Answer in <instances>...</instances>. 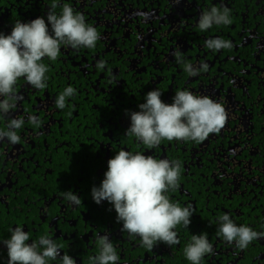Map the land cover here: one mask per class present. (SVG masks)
I'll return each instance as SVG.
<instances>
[{"label": "flooded vegetation", "instance_id": "obj_1", "mask_svg": "<svg viewBox=\"0 0 264 264\" xmlns=\"http://www.w3.org/2000/svg\"><path fill=\"white\" fill-rule=\"evenodd\" d=\"M53 2L0 0V32L9 34L20 20L46 19ZM64 3L84 14L100 38L94 48H62L55 62L45 58V89L17 81L8 118L25 124L17 132L20 143L0 142V240L21 226L33 240L47 234L61 255L89 264L99 237L108 233L118 264H190L184 247L192 234L207 233L213 253L202 264H264V239L240 250L217 236L216 224L227 213L237 225L264 232V0H60L57 13ZM211 7L229 8L232 24L201 32L199 15ZM216 37L230 40L232 48L204 47ZM175 53L187 63L206 62L208 70L189 77ZM100 61L104 70L96 67ZM68 86L77 93L57 109L56 97ZM155 88L169 104L175 91L185 89L221 102L228 114L224 127L203 142L165 140L147 149L125 135L126 110L138 111ZM28 116H36L40 127ZM6 123L0 121V128ZM121 149L180 162V187L168 195L194 214L188 229H175L179 244L141 247L138 237L121 231L107 201H93L92 187ZM68 190L81 198L78 206L63 199ZM6 261L0 243V264Z\"/></svg>", "mask_w": 264, "mask_h": 264}, {"label": "clouds", "instance_id": "obj_2", "mask_svg": "<svg viewBox=\"0 0 264 264\" xmlns=\"http://www.w3.org/2000/svg\"><path fill=\"white\" fill-rule=\"evenodd\" d=\"M60 0H54L43 16L28 22L17 21L9 34L0 32V121L7 119L6 127L0 128V142L20 143L17 134L25 124L23 118H8L10 110L16 107L15 86L21 78L34 89L47 87L49 71L45 58L55 62L62 48L91 49L99 40L95 27L86 23L84 14L64 3L62 10L55 9ZM180 0H177L179 3ZM229 8L211 7L202 11L198 27L206 32L213 26L231 25ZM232 42L220 37L209 38L204 47L214 52L232 48ZM177 63L189 77H197L208 70V64L187 63L184 57L175 53ZM97 69L104 70L105 62L100 61ZM77 90L68 86L56 97L55 107L63 110L68 98L74 97ZM162 92L155 88L144 96L138 111L126 110L130 126L125 135L134 137L147 149H156L165 140L203 142L210 134L218 133L224 127L227 112L224 105L203 94L193 91L177 90L172 103L162 99ZM33 127H40L36 116H28ZM145 152H132L121 149L108 160L107 170L99 186H93L91 196L96 204L107 201L116 212L117 223L122 224V232L130 237H138L141 247L152 250L160 243L168 247L179 244L177 226L188 229L194 211L178 202H172L169 192L180 187L181 164L178 160L155 158ZM63 199L72 206H78L81 198L71 190L63 192ZM217 236L228 243H234L245 250L251 242L264 239V232H258L247 225H237L229 214L216 219ZM31 241V243H29ZM6 246V264H76L67 253L60 254V246L49 235L31 238V233L16 226L10 230L7 239L0 240ZM99 252L89 260V264H118L120 256L109 234L99 237ZM213 253V245L207 233L192 234L183 254L190 264H202L206 255Z\"/></svg>", "mask_w": 264, "mask_h": 264}]
</instances>
